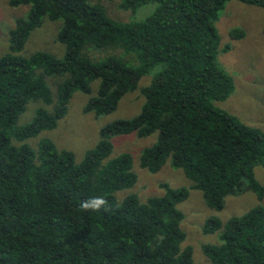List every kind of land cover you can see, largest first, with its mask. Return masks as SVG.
Listing matches in <instances>:
<instances>
[{
  "label": "trees",
  "instance_id": "trees-1",
  "mask_svg": "<svg viewBox=\"0 0 264 264\" xmlns=\"http://www.w3.org/2000/svg\"><path fill=\"white\" fill-rule=\"evenodd\" d=\"M225 1L119 0L123 11L157 6L142 21L118 23L90 0H9L29 11L15 20L9 51L0 56V264H194L177 209L188 190L161 184L162 196L139 201L131 193L118 201L137 178L129 154L110 157L115 136L157 133L140 167L156 173L168 162L214 211L226 197L247 191L262 200L253 169L264 164V134L213 106L233 90L215 63V22ZM237 1L264 9V0ZM43 17L62 21L61 59L43 51L21 55ZM229 35L244 37L237 29ZM108 50L115 54L103 56ZM156 66L159 72L140 90V113L101 128L98 145L80 162L50 140H40L36 150L25 143L55 129L72 95H90L92 82L99 81L96 95L83 113L106 116ZM56 77L53 93L46 78ZM32 101L50 110L39 108L32 122L18 127ZM201 231L217 235L216 243L202 246L209 264H264L263 206L226 222L209 218Z\"/></svg>",
  "mask_w": 264,
  "mask_h": 264
},
{
  "label": "rangeland",
  "instance_id": "rangeland-1",
  "mask_svg": "<svg viewBox=\"0 0 264 264\" xmlns=\"http://www.w3.org/2000/svg\"><path fill=\"white\" fill-rule=\"evenodd\" d=\"M8 2L9 0H0V56L9 51L8 32L14 27L15 20L25 17L29 11L28 6L14 8L10 7ZM90 2L102 5L109 18L118 23L142 21L149 17L157 6L156 3H149L132 12L120 10L119 0H90ZM61 25V20L53 22L48 17H43L41 26L30 34L21 55L28 56L36 51H43L57 58H63L64 46L57 41ZM215 29L219 38L215 63L231 78L233 90L225 100L214 102L213 106L264 134V9L245 5L237 0H226L215 22ZM236 29L243 32V39L231 38L229 32ZM227 46L229 49L223 52L222 50ZM113 52L114 50L102 51V54L108 56L115 54ZM116 55L121 57L122 52ZM131 56L133 55L127 57ZM159 70L160 66H156L143 76L136 90L123 96L116 110L106 116L95 117L93 114L83 113L88 99L96 95L99 81L92 82L90 95L81 92L72 95L67 114L57 123L55 129L43 131L35 138L26 140L25 143L36 150L40 140H50L58 149L72 152L76 162H80L87 150L98 145L101 128L117 120L133 118L140 113L144 104L140 90L150 84ZM58 81V77L46 78V84L53 93ZM39 108L49 109L42 102L32 101L27 104L16 125L22 127L32 122ZM156 139L157 133L144 138H138L135 133H131L111 139L110 157L129 154L132 158V171L137 178L132 188L119 192L116 198L122 201L131 193H134L139 201H145L152 196L159 197L165 192L160 187L161 184H166L172 189L186 188L189 193L187 199L177 205V209L183 214L180 223V229L185 234L183 246L192 248L194 264H209L202 253V246L216 243L217 235L202 233L201 229L206 221L217 217L222 222H226L229 218L240 216L258 205L264 207V197L258 201L252 192L247 191L239 196L226 197L224 208L220 212L208 208L201 192L191 189L192 183L185 178L182 171L172 168L168 162L156 173H149L140 167L139 158L142 151L151 147ZM31 142L35 144L32 145ZM253 172L254 178L264 187V164L255 166Z\"/></svg>",
  "mask_w": 264,
  "mask_h": 264
}]
</instances>
